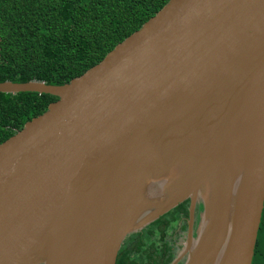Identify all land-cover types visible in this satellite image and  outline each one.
I'll list each match as a JSON object with an SVG mask.
<instances>
[{"label":"water","instance_id":"water-1","mask_svg":"<svg viewBox=\"0 0 264 264\" xmlns=\"http://www.w3.org/2000/svg\"><path fill=\"white\" fill-rule=\"evenodd\" d=\"M0 144V264H117L190 202L172 264H252L264 209V0H170ZM201 206L196 236L194 212Z\"/></svg>","mask_w":264,"mask_h":264},{"label":"trees","instance_id":"trees-1","mask_svg":"<svg viewBox=\"0 0 264 264\" xmlns=\"http://www.w3.org/2000/svg\"><path fill=\"white\" fill-rule=\"evenodd\" d=\"M169 1L0 0V83L64 85L97 65ZM57 100L34 92L0 94V144ZM184 210L180 205L150 228ZM128 262L120 257L117 264ZM252 264H264V209Z\"/></svg>","mask_w":264,"mask_h":264},{"label":"flooded vegetation","instance_id":"flooded-vegetation-1","mask_svg":"<svg viewBox=\"0 0 264 264\" xmlns=\"http://www.w3.org/2000/svg\"><path fill=\"white\" fill-rule=\"evenodd\" d=\"M183 204L184 212H175L172 216L163 219L159 226L150 228L156 221L141 232L129 236L121 247L118 260L120 257L126 258L129 261L128 264H172L188 238L190 202L185 201ZM201 211V206L196 205L193 224L194 237L198 230ZM183 260L178 264H184Z\"/></svg>","mask_w":264,"mask_h":264}]
</instances>
